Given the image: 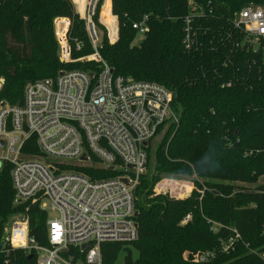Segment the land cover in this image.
<instances>
[{"label": "trees", "instance_id": "obj_1", "mask_svg": "<svg viewBox=\"0 0 264 264\" xmlns=\"http://www.w3.org/2000/svg\"><path fill=\"white\" fill-rule=\"evenodd\" d=\"M103 1L93 16L101 56L116 75L163 84L179 114L168 139L147 147L134 189L138 239L103 243V264H114L122 250L124 264H264V39L254 45L233 23L244 6L264 0H105L118 22L113 43L98 21ZM61 16L72 20L73 56L93 53L72 0H0V101L21 105L27 83L56 78L60 70H100L94 61H60L53 22ZM145 16L147 31L136 44L133 24ZM24 150L39 152L34 144ZM92 161L83 169L92 178L123 172L99 166L96 156ZM11 169L0 168V264H38L35 250L4 244L15 218L27 215L30 235L49 245L48 212L38 203H15ZM214 222L223 226L214 230ZM233 228L240 236L225 252ZM72 253L84 259L79 248ZM205 253L213 256L199 261Z\"/></svg>", "mask_w": 264, "mask_h": 264}, {"label": "built area", "instance_id": "obj_2", "mask_svg": "<svg viewBox=\"0 0 264 264\" xmlns=\"http://www.w3.org/2000/svg\"><path fill=\"white\" fill-rule=\"evenodd\" d=\"M97 2L87 0L83 16L94 52L75 60L97 62L100 70H60L56 78L27 83L21 105L0 101V168L12 166L15 203H38L48 212L49 242L39 244L30 235L28 216L22 215L12 222L4 244L35 250L38 264H103V243L138 239L134 189L146 169L147 147L165 126L175 128L179 122L171 90L155 81L116 75L101 56L93 21ZM147 19L133 24L141 34L147 31ZM233 23L257 45L264 39V1L244 6ZM69 24L65 17L55 18L63 61L71 60ZM82 47L76 42L77 50ZM4 81L0 78V89ZM33 144L38 153L24 150ZM93 156L100 159L99 166L117 167L122 174L92 178L83 169L93 166ZM213 224L214 230L223 226ZM232 230L235 238L224 244L225 252L240 236ZM72 247L84 252V259L76 260ZM212 256L200 254L198 259Z\"/></svg>", "mask_w": 264, "mask_h": 264}, {"label": "rangeland", "instance_id": "obj_3", "mask_svg": "<svg viewBox=\"0 0 264 264\" xmlns=\"http://www.w3.org/2000/svg\"><path fill=\"white\" fill-rule=\"evenodd\" d=\"M76 1L79 3L80 13L77 11V8H76V5H75L74 0H72V3H73L74 8H75V11L83 19L84 18L83 16H84V13H85V7H86L87 0H76ZM104 4H105V0L103 1L102 8L100 9L99 16H98V21L100 22V24H102L105 27L106 32L108 34V38L113 43V42H115L118 39V37L116 35L118 33V28H117L118 22L116 21L115 17L112 15L111 11H109L108 9H104ZM61 17H65V16H61ZM65 18H67V19L70 20V24H69V33H70L72 20L69 17H65ZM117 20H118V18H117ZM53 23H54V34H55V38H56L57 43H58V57L60 59L61 58L60 45H59V41H58V37H57L56 30H55V19H54V22ZM94 24H95V22H94ZM95 26H96V24H95ZM96 29H97V32H98V35H99V39H100V42H101L102 31L100 29H98L97 26H96ZM143 36H144L143 34L139 33L138 36H137V38H136V40H135V43L136 44L140 43V41L142 40ZM116 37H117V39H116ZM70 42H71V40H70ZM71 45H72L71 60H69V61H63V60L60 59L61 62H64V63H74V62H77L75 60L77 58H75L73 56V44H72V42H71ZM170 134H171V131L168 134V136H167L166 139H168V137L170 136ZM260 182H264V176L261 178ZM168 191L169 190L161 191V192H168ZM156 192H158V191H156ZM54 215H55V213L51 211L50 212V216H54ZM17 218L18 217H16L15 219H17ZM133 254L135 256L137 255V251L134 248H133ZM124 255H125V251L124 250L120 251L119 254H118L117 259L114 262V264H124Z\"/></svg>", "mask_w": 264, "mask_h": 264}, {"label": "water", "instance_id": "obj_4", "mask_svg": "<svg viewBox=\"0 0 264 264\" xmlns=\"http://www.w3.org/2000/svg\"><path fill=\"white\" fill-rule=\"evenodd\" d=\"M245 48H246V46H245ZM171 128H172V126L170 125V126H165L158 134H157V136L151 141V144H152V146L153 147H155L156 145H161V144H163L164 142H165V140H166V138H167V136H168V134L170 133V131H171ZM146 143V142H145ZM3 144V142L2 141H0V145H2ZM86 154H84L83 155V159H86ZM124 181L125 182H128V180L127 179H124ZM138 214V212L136 211V214L135 215H137ZM86 247V245L85 246H83V248H85Z\"/></svg>", "mask_w": 264, "mask_h": 264}, {"label": "crops", "instance_id": "obj_5", "mask_svg": "<svg viewBox=\"0 0 264 264\" xmlns=\"http://www.w3.org/2000/svg\"><path fill=\"white\" fill-rule=\"evenodd\" d=\"M75 2H77L76 0H74Z\"/></svg>", "mask_w": 264, "mask_h": 264}, {"label": "snow or ice", "instance_id": "obj_6", "mask_svg": "<svg viewBox=\"0 0 264 264\" xmlns=\"http://www.w3.org/2000/svg\"><path fill=\"white\" fill-rule=\"evenodd\" d=\"M58 238V237H57Z\"/></svg>", "mask_w": 264, "mask_h": 264}]
</instances>
